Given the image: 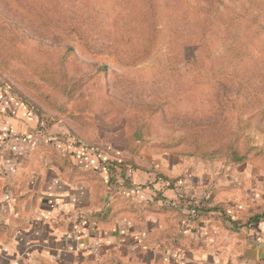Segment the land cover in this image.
<instances>
[{
    "label": "rangeland",
    "instance_id": "rangeland-1",
    "mask_svg": "<svg viewBox=\"0 0 264 264\" xmlns=\"http://www.w3.org/2000/svg\"><path fill=\"white\" fill-rule=\"evenodd\" d=\"M0 101L71 152L222 180L239 201L264 187V0H0Z\"/></svg>",
    "mask_w": 264,
    "mask_h": 264
},
{
    "label": "crops",
    "instance_id": "crops-1",
    "mask_svg": "<svg viewBox=\"0 0 264 264\" xmlns=\"http://www.w3.org/2000/svg\"><path fill=\"white\" fill-rule=\"evenodd\" d=\"M65 136L0 101V264H264V187L237 201L222 180L141 166L130 190L109 184L113 153L71 152ZM182 195L206 197L204 210L191 213Z\"/></svg>",
    "mask_w": 264,
    "mask_h": 264
},
{
    "label": "trees",
    "instance_id": "trees-1",
    "mask_svg": "<svg viewBox=\"0 0 264 264\" xmlns=\"http://www.w3.org/2000/svg\"><path fill=\"white\" fill-rule=\"evenodd\" d=\"M75 144L76 146H79L82 143L79 141ZM105 166H106V169L110 177L109 184L117 185V186H124L130 190L135 189L137 186H141V185H137L132 180V173H134V171L139 170V167L133 164V162L125 161V160H120V161L109 160V161H106ZM155 175H156L157 181L161 183H168L169 186L171 187L176 186V184L179 181V178H170L168 176H165L163 174H158V173H156ZM179 199H181L183 202H186L187 200L188 209H190L191 213H193L194 215L198 214L199 212H202L205 208L204 203L206 202V197H195L190 200V199L185 198V195H182L181 197H179ZM211 210L212 211L214 210L215 212L217 210H221V207L214 206V208H212ZM221 213L226 214L223 210L221 211ZM231 222L234 223L232 219H231Z\"/></svg>",
    "mask_w": 264,
    "mask_h": 264
},
{
    "label": "built area",
    "instance_id": "built-area-1",
    "mask_svg": "<svg viewBox=\"0 0 264 264\" xmlns=\"http://www.w3.org/2000/svg\"><path fill=\"white\" fill-rule=\"evenodd\" d=\"M92 250L95 253V255H98V247L97 246H92Z\"/></svg>",
    "mask_w": 264,
    "mask_h": 264
}]
</instances>
